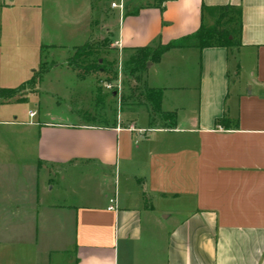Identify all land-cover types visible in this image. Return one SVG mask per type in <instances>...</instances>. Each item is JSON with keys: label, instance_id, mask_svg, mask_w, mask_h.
I'll return each instance as SVG.
<instances>
[{"label": "crops", "instance_id": "obj_1", "mask_svg": "<svg viewBox=\"0 0 264 264\" xmlns=\"http://www.w3.org/2000/svg\"><path fill=\"white\" fill-rule=\"evenodd\" d=\"M143 1L118 11L131 26L117 39L109 25L119 51L192 34L202 4H230L241 8L236 56L224 48L170 49L148 62L164 72V83L189 91L176 98L166 95L170 86L147 85L161 90L162 111L175 112L173 129L149 127L146 113L137 126L132 111L108 126L40 119L35 110L21 121L16 107L34 93L0 98V264H264V0ZM43 2L0 3V89L36 74L26 53H38L39 69L41 48L72 45L70 30L57 35L56 6L46 10ZM84 2L83 17L113 18L116 9L95 12ZM222 116L237 127L215 126ZM90 167L101 173L96 194L71 186L54 192V173L77 178Z\"/></svg>", "mask_w": 264, "mask_h": 264}, {"label": "rangeland", "instance_id": "obj_2", "mask_svg": "<svg viewBox=\"0 0 264 264\" xmlns=\"http://www.w3.org/2000/svg\"><path fill=\"white\" fill-rule=\"evenodd\" d=\"M38 0H0V3L7 4H26L36 3ZM42 7L50 10L56 6L55 12V26L56 30L60 31L57 35H62L63 26L71 34L67 38L68 43L74 42L87 32L85 39L75 46L68 45L62 48L43 50L42 65L38 69V53L30 51L26 53V61L30 65H34L32 69L37 70L35 74L34 83L27 84L18 92L19 96H26L34 93L35 98H30L27 102L17 105L16 109L19 113L18 120L27 121V112L35 110L39 114L40 119H47L48 117L65 116L72 122H87V123H105L113 124L118 120L130 118L135 119L137 126H145L146 115L144 109V94L142 91L143 83L149 87L154 85L170 86V91L166 95L179 98L180 95L189 94L188 90L177 89L184 84H175L174 81H169L166 84L162 81L164 72L157 65L145 66L144 72L131 75L128 70L127 62L133 56L134 52L131 50L119 51L117 47L111 45L110 29L113 32L114 39L123 32L124 33L131 26L130 17H126L124 23L122 19L118 18V10H114L113 18L109 20H100L96 13L89 17L84 15L85 0H43ZM157 0H144L145 4L155 3ZM91 8L95 12L112 11L109 7L111 2H118V0H101V5L98 6L96 0H90ZM125 6L121 14L125 15L131 12L133 3L131 0H125ZM143 3V4H144ZM58 8V9H57ZM97 10V11H96ZM4 12V11H2ZM111 16V13H110ZM107 17V16H106ZM205 23H209L208 18H205ZM64 21V25H63ZM129 33L128 36H130ZM108 39V43L104 48V52L99 55V63L102 64L107 72L96 71L84 74L82 71L73 68L69 60L72 58L74 48L81 46L88 42L96 44ZM123 50V49H122ZM83 60V59H81ZM148 63V62H147ZM167 71V70H166ZM176 70L167 71L168 75L174 76ZM165 75V74H164ZM162 78V79H161ZM190 85H195V78L189 77ZM186 87V86H184ZM194 87V86H193ZM192 92V91H190ZM116 94L112 98L109 94ZM15 96V95H14ZM129 112V113H128ZM63 116V117H64ZM102 121V122H101ZM160 120H156V125L161 126ZM2 133L7 136L9 133L5 130ZM0 140H3L1 136ZM75 178L73 172L68 170L54 173L52 180L54 181L55 190L68 189L69 186L75 189L80 195H93L97 193L98 187L96 185V175H100V170L96 167L80 169L76 173ZM44 172H41L40 183L42 188L46 189V182H44ZM69 175L73 176L69 178ZM86 175L87 178H83ZM82 176V177H81ZM73 178V179H72ZM70 179L71 182H70ZM82 180V181H81ZM92 180V181H91ZM49 188V187H48Z\"/></svg>", "mask_w": 264, "mask_h": 264}, {"label": "trees", "instance_id": "obj_3", "mask_svg": "<svg viewBox=\"0 0 264 264\" xmlns=\"http://www.w3.org/2000/svg\"><path fill=\"white\" fill-rule=\"evenodd\" d=\"M201 20L199 27L192 34H188L172 40L166 44L159 43L156 47H139L133 50V56L128 60L127 65L129 73H143L147 62H158L163 53L170 49L194 48L202 50L205 48H224L227 52L236 56L241 46L240 36L242 30L241 8L230 4L218 6H200ZM208 18L209 23H205ZM108 39L96 44L84 43L74 48L72 58L69 60L70 65L82 71L84 74L96 71L107 72L102 64L99 63V55L104 52ZM40 52V67L42 65L43 50ZM83 59V60H81ZM35 74L30 80L13 89H0V98H9L17 94L24 86L34 83ZM142 91L145 102L143 104L148 118V126L155 127L156 120H160L162 128L173 129L176 125V115L174 111L164 112L160 109L161 90L149 88L143 83ZM112 98L116 94H109ZM102 122V121H101ZM105 126L111 125L101 123ZM215 126L222 128L237 127V122L230 121L226 116L217 118L214 121Z\"/></svg>", "mask_w": 264, "mask_h": 264}, {"label": "built area", "instance_id": "obj_4", "mask_svg": "<svg viewBox=\"0 0 264 264\" xmlns=\"http://www.w3.org/2000/svg\"><path fill=\"white\" fill-rule=\"evenodd\" d=\"M110 7L113 8V9H117L119 12H122V10H123V2H122V0H119L118 3H111ZM33 116H34V113H30L29 114V117H33ZM113 203H114V200L110 199L109 200V204L110 205L108 207L109 210L113 209Z\"/></svg>", "mask_w": 264, "mask_h": 264}, {"label": "water", "instance_id": "obj_5", "mask_svg": "<svg viewBox=\"0 0 264 264\" xmlns=\"http://www.w3.org/2000/svg\"><path fill=\"white\" fill-rule=\"evenodd\" d=\"M147 65H149V63H147Z\"/></svg>", "mask_w": 264, "mask_h": 264}]
</instances>
